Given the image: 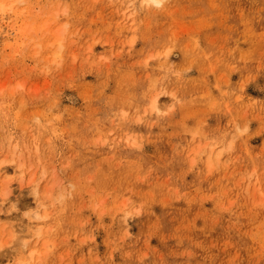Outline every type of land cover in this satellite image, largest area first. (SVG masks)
Here are the masks:
<instances>
[{
  "label": "rangeland",
  "instance_id": "1",
  "mask_svg": "<svg viewBox=\"0 0 264 264\" xmlns=\"http://www.w3.org/2000/svg\"><path fill=\"white\" fill-rule=\"evenodd\" d=\"M0 168V264H264V0H0Z\"/></svg>",
  "mask_w": 264,
  "mask_h": 264
},
{
  "label": "bare ground",
  "instance_id": "2",
  "mask_svg": "<svg viewBox=\"0 0 264 264\" xmlns=\"http://www.w3.org/2000/svg\"><path fill=\"white\" fill-rule=\"evenodd\" d=\"M146 2H148V3H154L155 5L156 4H160L161 2H162V0H145ZM59 41V40H58ZM72 98V97H71ZM153 105H155V104H153ZM155 106H153V108H154ZM1 170H3V172L2 173H0V175H6V170H4V169H1L0 168V172H1ZM15 171H19L20 172V169L19 168H15ZM0 178H1V176H0ZM9 189V187L7 186V187H5V190L6 189ZM6 191H8V190H6ZM2 200H4V198L2 199ZM4 202V201H3ZM35 217V216H34ZM38 232H36V234H37ZM30 256H32V253L31 254H29Z\"/></svg>",
  "mask_w": 264,
  "mask_h": 264
}]
</instances>
